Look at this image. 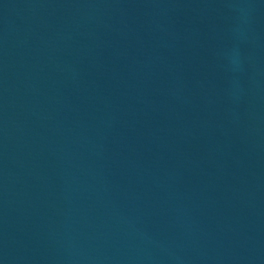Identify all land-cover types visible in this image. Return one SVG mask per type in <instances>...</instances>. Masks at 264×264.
Wrapping results in <instances>:
<instances>
[{"label":"water","instance_id":"obj_1","mask_svg":"<svg viewBox=\"0 0 264 264\" xmlns=\"http://www.w3.org/2000/svg\"><path fill=\"white\" fill-rule=\"evenodd\" d=\"M0 264H264V0H0Z\"/></svg>","mask_w":264,"mask_h":264}]
</instances>
